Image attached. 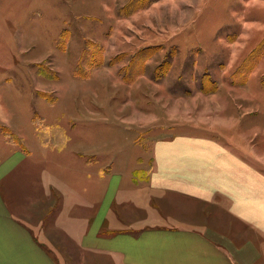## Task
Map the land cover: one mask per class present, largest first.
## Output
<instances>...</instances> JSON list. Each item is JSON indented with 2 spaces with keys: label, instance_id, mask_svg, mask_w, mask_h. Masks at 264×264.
I'll return each mask as SVG.
<instances>
[{
  "label": "rangeland",
  "instance_id": "374dc122",
  "mask_svg": "<svg viewBox=\"0 0 264 264\" xmlns=\"http://www.w3.org/2000/svg\"><path fill=\"white\" fill-rule=\"evenodd\" d=\"M233 118L264 147V0H0V157H32L1 179L8 202L72 177L99 190L98 169L111 171L102 187L123 176L127 190L156 141L221 138L211 127L227 133ZM39 127L42 139L61 128L66 145L44 149ZM40 203L34 213L49 221L52 205Z\"/></svg>",
  "mask_w": 264,
  "mask_h": 264
},
{
  "label": "crops",
  "instance_id": "0c3cea01",
  "mask_svg": "<svg viewBox=\"0 0 264 264\" xmlns=\"http://www.w3.org/2000/svg\"><path fill=\"white\" fill-rule=\"evenodd\" d=\"M236 120L227 133L211 127L222 139L176 134L156 141L152 156L131 167L127 190L123 176L112 190L102 187L111 172L102 169L99 190L58 179L52 186L59 190L44 196L13 190L21 201L13 204L0 188V264H264V147ZM25 155L0 157V181L20 158H32ZM143 169L147 177L138 179ZM38 203L42 213L52 205L49 221L37 218ZM62 237L81 253L78 261L62 250Z\"/></svg>",
  "mask_w": 264,
  "mask_h": 264
},
{
  "label": "trees",
  "instance_id": "16d2710c",
  "mask_svg": "<svg viewBox=\"0 0 264 264\" xmlns=\"http://www.w3.org/2000/svg\"><path fill=\"white\" fill-rule=\"evenodd\" d=\"M48 129L47 128H45V127H43V128H38V134H39V137H40V142H41V144L42 145H44V146H50L51 148H56V149H62L65 145H66V143H67V141H68V137L65 135V131H63L61 128H57V130L59 131V132H61V136L57 139H42V135L45 133H47L48 134V131H47ZM12 135V140H16L17 142H20L21 141V139L20 138H22V137H17L16 136V134L14 133H12L11 134Z\"/></svg>",
  "mask_w": 264,
  "mask_h": 264
}]
</instances>
